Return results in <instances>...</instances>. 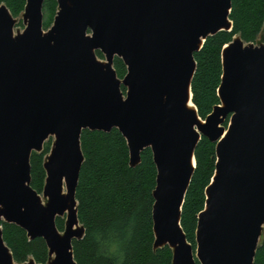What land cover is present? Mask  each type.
<instances>
[{"label":"water","instance_id":"water-1","mask_svg":"<svg viewBox=\"0 0 264 264\" xmlns=\"http://www.w3.org/2000/svg\"><path fill=\"white\" fill-rule=\"evenodd\" d=\"M45 1L26 0L27 26L17 36L0 7V221L42 238L48 264H76L81 134L118 129L131 167L152 152L155 250L168 246L172 264H254L264 228V45L233 39L222 51L220 105L205 120L189 107L194 54L232 30L231 0H57L47 32ZM116 57L127 68L123 79ZM49 137L44 205L30 185V157ZM202 137L216 144L217 162L194 250L181 216ZM65 214L60 232L56 219ZM0 264H16L1 228Z\"/></svg>","mask_w":264,"mask_h":264},{"label":"trees","instance_id":"trees-1","mask_svg":"<svg viewBox=\"0 0 264 264\" xmlns=\"http://www.w3.org/2000/svg\"><path fill=\"white\" fill-rule=\"evenodd\" d=\"M15 18L26 0H0ZM46 30L58 11L57 0L43 4ZM47 14V15H46ZM229 32L208 37L201 50L194 54L197 69L191 84L192 102L198 115L205 120L220 105L223 48L239 37L245 43H257L264 29V0H231ZM97 56H104L98 51ZM113 68L120 79L127 73L122 59L116 57ZM126 93L125 87H122ZM227 124V122H226ZM84 161L76 189L77 216L84 235L73 240L76 264H172V250L165 246L155 250L152 210L157 170L150 149L141 153V162L130 166L126 139L118 129L110 132L84 130L81 134ZM51 139L41 152L30 157L31 187L41 194L46 179L44 163L51 150ZM196 167L182 207L181 227L187 241L196 249L198 215L206 202V188L216 170V144L202 137L195 151ZM56 225L64 231L63 219ZM2 237L16 264L31 259L47 264L48 248L42 238L30 239L19 226L0 221ZM254 264H264V234L259 240ZM196 264H200L198 261Z\"/></svg>","mask_w":264,"mask_h":264},{"label":"rangeland","instance_id":"rangeland-1","mask_svg":"<svg viewBox=\"0 0 264 264\" xmlns=\"http://www.w3.org/2000/svg\"><path fill=\"white\" fill-rule=\"evenodd\" d=\"M1 6H5L4 4H1L0 5V7ZM25 6H26V4H25ZM8 9V8H7ZM24 11H25V7H24V10L17 16V17H13L14 18V21H15V25H14V29H13V34H14V36H17V35H19V34H22L24 31H25V29H26V24L24 23V19H23V16H24ZM57 14V13H56ZM47 15V14H46ZM44 16H45V13L43 14V22H44ZM56 16V15H55ZM55 16H54V18H55ZM46 17V16H45ZM46 18H48V17H46ZM54 18H53V21H52V23H51V25L49 26V28H47L46 30L48 31V29H50L52 26H53V22H54ZM45 30V29H44ZM45 30V32H47ZM236 38H239V37H234L233 39H236ZM244 44L247 46V45H249V44H253L254 46H261V45H264V29L261 31V33H260V35L258 36V39H257V43L256 44H254V43H245L244 42ZM99 60L100 61H104L105 59L103 58V59H100L99 58ZM226 122H227V124H226ZM226 122L224 123V125L223 126H225V127H227V125H229L230 124V122H229V119H227L226 120ZM51 139V143H52V146H53V143H54V141H55V139H54V137H49L45 142H44V144L45 143H47L49 140ZM44 144H43V148H44ZM52 146H51V148H52ZM51 151V150H50ZM50 154V153H49ZM48 154V155H49ZM48 155H47V157H48ZM46 157V158H47ZM217 162V161H216ZM213 179V178H212ZM211 184V183H210ZM45 185V184H44ZM43 189H44V187H43ZM63 192H64V194H66V187H65V185H64V190H63ZM41 199H42V203L45 205L46 203H47V201H48V199L43 195V191H42V193H41ZM204 210V209H203ZM201 213V212H200ZM58 218H61V219H63V222H64V228H65V222H66V214L64 215V216H62V217H58ZM80 226V225H79ZM263 234H264V228H263V230H262V235H261V239L263 238ZM260 242V241H259ZM29 262V261H28ZM28 262H26V263H28ZM48 263H49V261H48ZM47 263V264H48ZM25 264V263H24Z\"/></svg>","mask_w":264,"mask_h":264},{"label":"bare ground","instance_id":"bare-ground-1","mask_svg":"<svg viewBox=\"0 0 264 264\" xmlns=\"http://www.w3.org/2000/svg\"><path fill=\"white\" fill-rule=\"evenodd\" d=\"M189 107H190L191 109H195V105L193 104L192 101L189 102Z\"/></svg>","mask_w":264,"mask_h":264}]
</instances>
